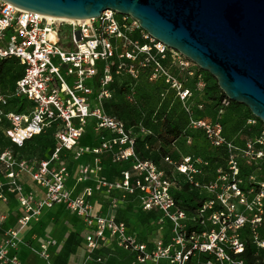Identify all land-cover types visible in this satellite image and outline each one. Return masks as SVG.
<instances>
[{
  "label": "built area",
  "instance_id": "2783aa9c",
  "mask_svg": "<svg viewBox=\"0 0 264 264\" xmlns=\"http://www.w3.org/2000/svg\"><path fill=\"white\" fill-rule=\"evenodd\" d=\"M12 58L24 66V74L12 93L0 92V129L8 123L4 130L7 138L22 147L27 140L54 127L56 146L49 158L37 160L0 148V166L5 170L4 177H0V200L7 201L8 195H14L20 212L17 224L0 233V264H24L16 252L11 254L19 249L23 230L38 221L45 210L59 205L81 218L88 263H104L106 257L95 253L114 242L135 253L141 264H189L193 259L196 264H246L242 255L247 241L240 234L244 228L249 229L251 242L264 248L259 230L264 218V182L253 180L248 190L242 188L238 163L240 156L248 157L249 162L264 160V128L252 133L240 146L224 135L221 121L196 119L189 103L193 92L171 67L177 65L188 76H196L200 85L203 71L191 70L189 59L151 36L138 20L106 10L96 18L67 22L0 0V63ZM145 70L150 72L151 80L161 78L176 91L191 127L202 129L212 145L227 151L233 178L226 185L201 180L203 167L208 165L204 160L190 155L178 164L169 156L165 158L185 175L193 190L200 195L203 190L209 192L194 211L177 203L172 194L175 181L164 169L151 160L138 158L137 135L123 120L105 110V101L114 95L110 86L115 78L130 75L137 82ZM161 95L165 96V91ZM12 97L26 98L30 108L21 112L7 110ZM126 98L136 103L132 91ZM231 101L224 98L219 114ZM255 123L249 119V124ZM88 126L98 136L96 144L81 143ZM140 130L146 132L142 124ZM65 153L75 158L94 156L95 167L78 165V182L89 179L94 171L96 176L94 185L79 195H73L67 186L70 171L62 162ZM105 154H110L115 162L133 159V168L122 171L116 180L102 177L99 171ZM27 175L43 189L42 197L26 186ZM222 178L224 174L219 176ZM98 193L111 196L113 209L120 199L139 194L144 210L159 212L161 224L169 222L168 240L156 239L150 245L130 233L127 223L115 214L94 213L92 198ZM115 193H119V198ZM241 206L251 215H245ZM5 219L0 216V229ZM56 244L54 238H44L34 251L46 264H54L51 248Z\"/></svg>",
  "mask_w": 264,
  "mask_h": 264
},
{
  "label": "water",
  "instance_id": "95a60500",
  "mask_svg": "<svg viewBox=\"0 0 264 264\" xmlns=\"http://www.w3.org/2000/svg\"><path fill=\"white\" fill-rule=\"evenodd\" d=\"M5 1L59 18H96L106 10L130 15L264 122V0Z\"/></svg>",
  "mask_w": 264,
  "mask_h": 264
},
{
  "label": "rangeland",
  "instance_id": "374dc122",
  "mask_svg": "<svg viewBox=\"0 0 264 264\" xmlns=\"http://www.w3.org/2000/svg\"><path fill=\"white\" fill-rule=\"evenodd\" d=\"M189 61L191 70H196V68L199 67L191 60ZM6 66L11 67L12 73H9L8 75H2L0 73V92L10 94L12 93L15 86L16 75L17 73H20L22 71V68L13 61H9ZM171 70L177 75L178 79L183 82L185 86L191 88L193 92V96L189 101L193 108V116L196 119H205L212 123L221 121L222 123H224V135L229 140H232L240 146H243L249 137L246 134L245 129L250 125L249 119L252 118L251 114L249 113L248 107L244 104L240 106L231 105L225 109V112L223 114H219L218 110L215 108L214 97H218L220 95L221 89L217 88L216 86V84H218L216 78H208L206 80L204 76L203 85H200L197 78H195L194 76H188L187 71L182 70L177 65L171 67ZM125 76L129 78V80H132L130 75ZM149 77L150 72L148 70H145L142 72L137 82H134V87H136L137 89L135 93L143 102V108L141 111L144 113V115L142 116L141 111L136 110L131 112L128 109V116L126 119L128 128L133 132V134L140 136L143 134H150V131L154 133V148L143 151L146 159H149L151 161L152 159H157L160 165H162V168L165 166L169 167V169L171 170L172 179L176 183H178V181L185 182V175L181 174L175 168V165L170 164L165 160V158L167 155H169L172 161L179 164L183 161L184 157L191 155L194 158H199L208 162V165H205L203 167V173H205L204 176L200 177L203 182L217 181L219 183L223 182L225 185L228 184L233 177L230 173V162L226 149L222 147L223 150H220V148H218L217 146L212 145L202 129H195L189 125L188 113L185 111L182 102L178 98L175 90L170 89L164 83L163 79L159 78L157 80H151ZM161 90L165 91V96L160 95ZM114 94V102H124L122 96L119 95V93ZM16 107L17 104L16 106H14V108ZM12 108L13 107L10 106V109ZM164 119H168L173 123L179 124L182 129H185V133L191 135L190 138H188V135L182 136L173 145L169 144L163 131L162 123ZM140 120H143L145 126L148 128L146 129V132H141L140 125L138 124ZM6 124L8 123H4L2 127H4V125ZM54 139V133L52 131H49L48 133H45L44 135L33 139V141L30 142L27 147H23L21 153H26V158L28 160H37L41 157L49 155L50 150L54 145ZM90 140L94 141V143L97 140L96 132L91 127L84 139L85 145H88ZM8 145L9 141L6 138H3L2 141H0L1 149L9 148ZM62 157L64 158L63 160H69L65 155H63ZM138 158L142 159L145 157H142L140 154L138 155ZM102 160H104L106 165L107 179H110L111 177L118 174L120 175V172L122 170L132 169L134 162L133 159L115 162L110 154H105L102 157L101 161ZM93 162L95 163L94 157ZM238 163L240 167L239 177L241 179L242 185H248L249 183H252L253 180L264 182V160L259 162H249L248 157L240 156ZM223 174L225 175V178H222V180H220L219 176ZM252 175L254 178L251 177ZM202 195L207 196L209 195V192L203 190ZM116 196L117 198H119L118 195ZM252 196L253 195L250 194L249 199H251ZM132 202L134 208L131 217L133 219H131L130 222L135 224L134 226L136 227H143L144 222H142V220L145 217V213L142 211L140 203L136 199ZM241 209L245 215H251L250 211L245 210L243 206H241ZM2 211L3 208L0 207V213ZM56 225L57 226L52 233L47 232L45 235L44 228H41L39 226L35 229L36 224L32 222L23 230L22 234L37 230L38 233L43 236V238H53L56 235L57 231L62 228V223H56ZM77 230L75 233L76 238L74 242V252H79L81 255H83L84 253L81 246L82 238H80V234L79 232H77ZM149 230L151 231L152 236H156L158 234V230L164 237H169L171 233L170 224L168 221H165L164 224L153 221L150 224ZM259 230L261 234L264 233V218ZM232 233L233 232H230V234ZM240 234L241 236L247 238L250 237L247 228L242 229L240 231ZM35 246H37V244ZM63 253L65 254L66 250H64ZM66 255L62 256V260L58 262V264L66 263ZM31 257L36 262V264H45V262L40 259L35 253L32 254ZM108 264L140 263L137 261L136 257H133L131 254L120 252L119 255L112 258ZM147 264L152 263L148 262Z\"/></svg>",
  "mask_w": 264,
  "mask_h": 264
},
{
  "label": "crops",
  "instance_id": "0c3cea01",
  "mask_svg": "<svg viewBox=\"0 0 264 264\" xmlns=\"http://www.w3.org/2000/svg\"><path fill=\"white\" fill-rule=\"evenodd\" d=\"M93 142V141H92ZM65 156L68 157L69 160L66 161L63 160L62 162L65 163L70 171V177L67 181L68 188L72 191L73 195H79L81 194L84 189L88 186H93L95 183V171L90 175V178L78 182L77 181V168L80 164H89L92 167H95V163L93 162V155L91 154H85L81 158H75L70 153H65ZM26 158V157H24ZM1 166H0V177H4V174H1ZM99 174L102 177L106 178L107 175V169L104 160L101 162V170L99 171ZM121 175V173H120ZM120 175H115L111 177L109 180H116L120 178ZM26 186L31 187L37 192V197H42L44 195V191L41 187L36 186L29 175H27L26 179ZM115 195L119 196V193H115ZM137 200L140 203V206L142 208V211L145 213L148 212L143 209L142 207V200L139 196V194H133L129 195L125 199H120L118 201L117 208L112 207L111 204V196L107 195L105 193H98L92 198V203L94 205V213L96 214H102L105 216L115 214L116 218L121 221H125L128 225L129 232L134 233L138 239L141 241H147L150 245L156 240L162 238L163 240H168L169 237H164L160 234V231L158 230V234L156 236L151 235V231L149 230L150 222L149 224H143V227H136L134 226L132 222H130L132 212H133V200ZM17 200L16 197L12 194L8 195L7 201L0 200V207L3 208V211L0 213V216H5L6 219L2 222V226L0 229V233H3L4 230L11 228L17 224V219L20 215V212L16 209ZM144 219V218H143ZM142 222H144L142 220ZM159 223V221H156ZM36 224V227H43L44 233H52L54 229L56 228V223L60 224L62 223V228L57 231L56 235L53 237L57 244L51 248L52 252V259L54 264H58L62 259V256L65 254L63 251L65 250V244L68 240L69 236L73 233L79 232L80 237L82 238V250L83 255H81L79 252H72L70 254L66 255L67 261L65 264H108L110 260L116 256L119 255V253H125V254H131L133 257H135V254L129 250H126L124 248L119 247L116 243L112 242L105 246H102L100 250H98V255H104L106 257V261L104 263H97L94 260L91 262H86L87 256H88V250L86 248L85 244V238H84V227L81 218L70 212L65 206L59 205L52 209L45 210L40 219L38 221H34ZM164 224V223H163ZM48 235V234H47ZM22 242L20 244V247L16 251H11V254L16 252V254L19 256L21 261L24 264H36V262L32 259V254H36L40 259H42L35 251V247H39L40 242L43 238L38 231L34 230L33 232L21 234ZM62 243V244H61ZM37 244V246H35ZM44 262L45 260L42 259ZM62 263V262H61ZM46 264V262H45ZM141 264V263H140Z\"/></svg>",
  "mask_w": 264,
  "mask_h": 264
},
{
  "label": "trees",
  "instance_id": "16d2710c",
  "mask_svg": "<svg viewBox=\"0 0 264 264\" xmlns=\"http://www.w3.org/2000/svg\"><path fill=\"white\" fill-rule=\"evenodd\" d=\"M9 61L15 62L17 65H19L22 68V71L20 73H17V75H16V80H15V84H16L17 80L20 79L24 74V66L19 62V60L17 58L4 59L3 61H1V64H0V73L2 75H8L9 73H12L11 67L6 66ZM196 71L197 72L203 71V74H204L206 80L208 78H213V79L215 78L209 72L202 70L200 67L196 68ZM134 82H135L134 80H129V78H127L125 75L117 76L110 87L114 91V93H116V94L119 93V95L122 96L124 102H120V103L114 102L113 101V98L115 96V94H114L112 99H109V100L105 101V103H104L106 112H108L109 114L116 116L117 118L123 120L126 123V125H127L126 119L128 116L127 110L129 109L131 112L136 111V110L141 111L143 108L142 100L135 93L137 91V89H136V87H133ZM216 86H217V88H220L218 84H216ZM131 91L134 94L135 99H136V103H134V104L128 102V100L126 98L127 93H129ZM162 92L163 91L161 90L160 95ZM224 98H226V96L222 90H221V93L218 97H214L215 108L217 110L220 109ZM190 99H189V101H190ZM16 104H17V107L14 108V106H16ZM231 105L240 106L242 104H240L238 102L231 101L229 106H231ZM10 106H12L13 108L10 109ZM29 108H30V103L27 101L26 98L13 97L10 99V104L7 107V110H14L16 112H21L24 110H28ZM248 110L252 116L251 119L256 120L255 124H253V125L250 124L248 126V128L245 129L246 134L248 136H250L251 133H255L256 131L263 129L264 128V122L261 121L260 119H258L257 117H255L249 108H248ZM141 114H142V116L144 115V113L142 111H141ZM138 124L139 125L142 124V126H144L145 129H148L145 126V123L143 120H140ZM223 125H224V123H223ZM162 126H163L164 134H165L169 144L173 145L182 136L188 135V138H190V136H191L190 134L185 133V129H182L179 124L173 123L168 119L163 120ZM7 127H8V124L4 125V127L1 126L0 141H2L3 138H6L9 141L8 147L10 149H12L14 151V153L21 158L27 157L26 153H21V151L23 150V147H25V146L27 147L28 144L33 141V139H36V138L44 135L45 133H48L49 131H52L54 133V138H55V128L53 127V128L47 129L44 133L37 135V136H34L33 138L27 140L25 142L24 146L18 147L15 144H13L9 138H7L5 131H4ZM89 129H90V127L88 126L86 133L81 140L82 144H85L84 139H85L86 135L88 134ZM150 132H151L150 134H146V135L143 134V135L137 136V138H136L135 150H136L137 155L141 154L142 157H145L142 159H146V156L143 153L144 150L154 148L155 135L152 131H150ZM96 137H97V140L95 141V143L98 141V136L96 135ZM186 141H187V139H186ZM93 143H94V141L92 142L90 140L89 144H93ZM55 146H56V140L54 139V145L51 148L49 155H46V156L41 157L39 159L49 158L50 155L52 154V152L54 151ZM218 148H220V150L221 149L223 150L222 147H218ZM167 156H169V155H167ZM129 160H131V159H129ZM152 161L155 162L156 164H158L160 167L162 166L157 161V159H152ZM162 169H164L166 171L167 175H169V176L172 175L169 167L165 166ZM127 170H131V169H127ZM122 171H124V170H122ZM122 171L120 173H122ZM4 173H5V170L1 169V174L3 175ZM120 177H121V175H120ZM242 188H244L245 190H248L249 185L246 184ZM172 194H173L174 198L176 199L177 203L184 206L188 211H194L196 208L201 206L205 202V200L207 199V197L200 195L198 193V191L193 190L191 188L190 183H188L186 180H185V182H180V181H178V183L175 182V185L172 187ZM159 217H160L159 212L148 211L146 213L143 221L145 224H149L150 222L157 221ZM248 232H249V229H248ZM261 236L264 239V233H262ZM75 238H76V234L73 233L69 236L68 240L66 241V244H65L66 253H65V255L74 252ZM243 238L247 241L246 249L242 255V258L244 259L245 263L246 264H258V263L264 264V260H263L264 248L262 249V248L257 247L256 245H254L251 242L250 237L247 238V237L243 236ZM97 252L95 253L96 255H98ZM135 257H136V255H135ZM189 264H196V259L191 260L189 262Z\"/></svg>",
  "mask_w": 264,
  "mask_h": 264
},
{
  "label": "bare ground",
  "instance_id": "6f19581e",
  "mask_svg": "<svg viewBox=\"0 0 264 264\" xmlns=\"http://www.w3.org/2000/svg\"><path fill=\"white\" fill-rule=\"evenodd\" d=\"M46 16H48V15H46ZM49 17H53V16H49ZM54 18L61 19L63 21H67V22H76V23L81 21V20H84V19H68V18H59V17H54Z\"/></svg>",
  "mask_w": 264,
  "mask_h": 264
}]
</instances>
